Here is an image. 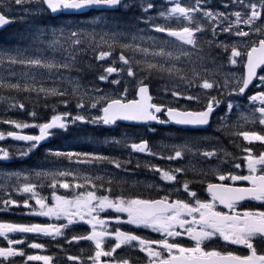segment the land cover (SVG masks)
<instances>
[{
  "label": "snow or ice",
  "instance_id": "1",
  "mask_svg": "<svg viewBox=\"0 0 264 264\" xmlns=\"http://www.w3.org/2000/svg\"><path fill=\"white\" fill-rule=\"evenodd\" d=\"M222 7L209 0H0V27L21 25L28 40L0 48V103L5 112L22 111L31 121L0 118V124L13 129L0 130V141L23 142L0 146V163L30 158L53 137L76 133L78 139L80 129L87 126L113 130L121 121L145 126L156 122L193 133L169 136L178 142L156 148L148 139L127 132L100 141L89 136L90 144L109 145L127 155H105L95 148L81 151L69 144L45 148L43 162L34 167L0 171L5 180L15 178L13 192L30 194L14 199L12 192L5 191L10 185L0 183V191L7 196L0 197V212L58 221L0 220V264H14L17 258L22 264L65 260L56 253L27 254L25 248L46 247L35 242L36 237L29 242L28 234L53 240L62 237L69 247L74 242L94 246L66 255V264H264V151L254 152L252 146L261 142L264 148V0H227ZM134 8L139 15L123 23L120 14ZM207 35L211 38L205 39ZM89 51L95 63H89L88 69L95 76L89 82L92 87L85 88L79 79L64 73L75 67L77 56ZM220 53L227 56L228 65L241 64L244 71L238 77L225 74V65L216 63ZM186 63L194 66L186 68ZM207 63L216 65L215 69L205 67ZM159 81L164 83L158 91L150 87ZM64 82L71 85L70 91L61 86ZM100 83L106 87H97ZM33 96L57 100L51 107L43 105L50 116L46 112L41 117L35 103L28 110ZM182 100L186 103L181 104ZM218 112L223 115L217 116ZM213 118L236 153L220 145L219 138L208 147L204 138L194 135L210 126ZM257 126L260 131L255 130ZM33 129L38 133L26 132ZM241 137L247 145L237 142ZM164 151L169 154L165 156ZM136 154L159 156L169 165H178L167 170L147 161L143 165L162 182H170L163 188L149 186L164 195L158 191L156 198H142V194L116 192L115 186L122 183L118 174L132 176L141 167L132 160ZM188 156L217 161L211 173L219 183L207 182L206 187L211 199L198 198L190 190L208 181L209 174L180 163ZM64 161L68 167L63 170L52 167ZM244 169L247 174H238ZM189 170L200 179H188ZM33 178L41 188L50 181L51 202L36 191ZM58 189L70 194L57 195ZM250 201L259 205L246 207ZM220 205L223 209H218ZM12 206L27 211H15ZM106 209L115 210V215ZM79 222L90 230L67 236L66 231ZM13 234L21 238L13 239ZM55 247L68 251L60 243Z\"/></svg>",
  "mask_w": 264,
  "mask_h": 264
},
{
  "label": "rangeland",
  "instance_id": "2",
  "mask_svg": "<svg viewBox=\"0 0 264 264\" xmlns=\"http://www.w3.org/2000/svg\"><path fill=\"white\" fill-rule=\"evenodd\" d=\"M215 7H219L220 10H223V7H222V4H217ZM69 18V17H68ZM67 18V19H68ZM70 20L72 19H84V17H78V18H69ZM122 22L124 23L125 21L122 20ZM259 26V25H257ZM22 27V26H21ZM140 27H143V25H140ZM245 30H247V28H245ZM14 33H17V32H14ZM14 33L11 35L13 36ZM28 42L27 40V35L25 32H23V37L22 39L18 42V44L20 45H24ZM193 59L195 60V57H193ZM218 61V58L216 60V63ZM227 61V58L225 60H222V62L225 63V67L222 69V71L225 73V74H232L234 76H239L241 74V64H238V65H228L226 63ZM89 63H95V61H93L91 59V52L89 51L87 55H80V56H77V60H76V63H75V67L70 71V72H66L64 73V75H67L69 77H72V78H77L79 79L80 81V84L85 87V88H90L92 87V84H90L89 82L92 81L94 78H91V76H89L88 74H90V70L88 69V64ZM218 64V63H217ZM220 64H223V63H220ZM194 65L191 64V63H186L185 64V67L186 68H192ZM198 66V65H197ZM205 67H207L209 70H214L216 65H213L211 63H207L206 65H204ZM164 81H159V82H154V84L151 85V88L154 89V90H159L160 88H162L163 86V83ZM51 85V81H49V86ZM62 87H65V88H68L69 91L71 90V85L68 84L67 82H64L62 85ZM97 87H100V88H105L106 85L103 84V83H100V84H97L96 85ZM155 94V91L153 92ZM15 94V93H14ZM6 95V94H5ZM42 97V96H41ZM43 98V97H42ZM159 99H165V97L163 96H160ZM185 102V101H183ZM67 110H71V108L67 109ZM11 110H8L7 112L4 111V105L2 103H0V118L2 119H9L10 116H13V115H10ZM95 114V113H93ZM220 115H223V112L220 113ZM218 115V116H220ZM216 122V121H215ZM248 127H245L244 130H246ZM218 129V125L217 123H215V126H214V129H213V134H217L219 133L220 131L217 130ZM249 129V128H248ZM0 130H13L10 126H6V125H3V124H0ZM36 130V129H35ZM27 131V130H26ZM29 131V130H28ZM31 131V130H30ZM36 132V131H35ZM34 132V133H35ZM170 135H164V139L160 142L159 145L163 144V143H171V141L168 139ZM204 139L207 141V144L206 146L208 147H211L213 145H216V139H214L213 135H211L210 137H204ZM82 140L83 138H78V141H71L70 140H67V143L68 144H74L75 145V148L76 150H81L83 151V145H82ZM243 140V139H242ZM246 142V141H244ZM85 144V143H84ZM49 147V146H47ZM47 147H43L41 149V151L44 153V150L45 148ZM99 143H96V144H92L91 147H90V150H93V148H95L96 150H99ZM167 155L169 154L167 151H164ZM197 158H200V157H197ZM37 156H35V162H34V166H36L37 164L41 163L40 161L37 160ZM184 161V160H183ZM185 162V161H184ZM217 163V161H216ZM53 168H60L61 170H63L64 168L68 167V164L66 161L60 163V164H53L52 165ZM27 168V167H26ZM9 170H12V169H7L5 166H0V171H9ZM159 176L158 175H154L152 174L151 176L149 177H145L144 180H142L143 182H141V184L143 183H148L150 184V180L151 178H158ZM8 183L10 185V187L8 189H6L5 191H8V192H11L13 191L12 190V187L11 186H14L15 183H16V180L15 178H12L10 180H5V178L3 176H0V183ZM33 183H36L38 186L36 188V191L38 193H40L41 196H46L49 198L48 202H51V189L47 186L50 181H47V185H45L43 188L39 187V183L40 181L36 180L35 178H33L32 180ZM151 183H154V182H151ZM45 184V182H44ZM48 188L50 189L48 191ZM2 192L4 191H0V195H2ZM66 194H70L67 192V190H64V189H58L57 190V195H66ZM28 195L30 194H22V193H16V196L13 197L15 199H22L23 198H28ZM29 203L31 205H35V200H32L30 199L29 200ZM16 206H12V208L14 209ZM112 210V209H110ZM22 211H27V209H22ZM123 215V214H121ZM126 216V214H124ZM22 218V219H21ZM25 218V219H24ZM20 219H21V223H25L26 221L27 222H30V223H49V222H53V223H58V221L55 220V218H53L51 221L46 218V217H40V216H27V215H24L23 216H20ZM126 219V217L124 218ZM33 235H36V234H33ZM20 235H18V237L16 239H20ZM36 255H41V254H36ZM29 264H43L42 261H30Z\"/></svg>",
  "mask_w": 264,
  "mask_h": 264
},
{
  "label": "flooded vegetation",
  "instance_id": "3",
  "mask_svg": "<svg viewBox=\"0 0 264 264\" xmlns=\"http://www.w3.org/2000/svg\"><path fill=\"white\" fill-rule=\"evenodd\" d=\"M258 83V81H257ZM251 87V86H250ZM249 94H252V93H249ZM138 129H141V132L143 134H141L140 136L141 137H152L154 136L157 131L151 133L150 129L151 128H154L152 127L151 125H147V126H140V127H136ZM173 128V127H172ZM147 134V136L145 135ZM162 136V135H160ZM154 148H156V145H152ZM253 148L254 150L256 151V149H264L261 147V142H253ZM228 152L230 153H236V150L234 148L233 145L229 146L228 147ZM136 155H139L138 158H135L132 156V160L133 162L135 163L136 161H139V163H144L147 161V162H150V163H154V164H158L160 165L161 167L164 166V164L167 165L165 159H161V158H153V157H140L141 155L140 154H136ZM121 157V156H120ZM123 157V156H122ZM186 166L188 165H191L193 166L195 169L199 170V169H204L205 171H208V174H209V180L206 181L203 185H200L199 183L195 184L194 186H191L190 187V190L192 191H195L198 193V198H203V199H211L210 195L206 192V187H207V182H212V183H219V180H218V177L216 178H212V173H211V168L215 167L216 166V162L214 160H212L210 163H207L205 162L204 160H202L201 158H192V160H189V161H186V162H180ZM173 165V167H176L178 166L177 164L173 163L171 164ZM137 170H140V169H135V172L137 173ZM238 174H247V170L244 169L243 172L241 173H238ZM144 175H147V173H145ZM118 178L122 181L121 184H119V186H125V187H130V181H133V182H136L137 180H135L137 177H136V174L135 175H132V176H126L124 175L122 172L118 174ZM184 177H178V179H183ZM187 178L188 179H194V180H199L200 177L199 176H193V173L191 170H189L188 172V175H187ZM140 181H137L139 183V185H141V188L146 192L148 193L150 196L149 197H152V198H156L157 197V193L159 191L158 188H154V187H149L150 185H153V184H156V185H159L160 188H163L165 187L167 184H169L170 182H162L160 180V178H151L149 179L150 180V184L148 183H143L141 184V182H143L142 180H144L145 178H139ZM151 182H154V183H151ZM229 184H233L234 182L232 181H228ZM236 184H239L240 182H235ZM246 184V182H245ZM118 187V186H117ZM176 187H180L179 185H177ZM181 192H183V189L181 188ZM165 193L162 192V191H159V195H164ZM175 198V197H174ZM180 198H183V196H181ZM242 203H245V202H242ZM252 205H255V206H258L259 205V202H256V201H250L248 203L245 204L246 207L248 206H252ZM218 209H223V206L220 205L218 206Z\"/></svg>",
  "mask_w": 264,
  "mask_h": 264
},
{
  "label": "trees",
  "instance_id": "4",
  "mask_svg": "<svg viewBox=\"0 0 264 264\" xmlns=\"http://www.w3.org/2000/svg\"><path fill=\"white\" fill-rule=\"evenodd\" d=\"M158 2H159V0H158ZM134 15H139V12H138V9H137V8H134L133 10H131V11L128 12V13H121L122 20L125 21L124 23H129V22H131V18H132ZM139 26H140V25H139ZM13 29H14V28L12 27V28H10V30H9V29H6V30H3V31L0 32V43L5 42V40H6L7 38H9V32H12ZM153 84H154V83H153ZM23 98H24L23 96H22V97L20 96V99H21V100H23ZM32 103H35V104H36V110L38 111V114H39L41 117H43V116L45 115L46 112H47V114H48L49 116L52 114L50 111L44 109L43 105H44L45 103H47V104L49 105V107H51L52 105L57 104V100H56V99H55V100H52V99L48 98V99L45 101V99L42 98V97L37 98V97L33 96V97L30 99L29 104L27 105L29 111L33 110L32 107H31V104H32ZM18 116H19L20 119H24V120H27V119H28L27 114L24 113V112H19ZM57 243H60L61 245H64V246L66 245L65 241H63V242H57ZM57 243H56V244H57ZM56 244H54V243H52V242H50V243L47 244L48 247L50 248V250H52L51 254L55 253V250L57 249V248L55 247Z\"/></svg>",
  "mask_w": 264,
  "mask_h": 264
},
{
  "label": "water",
  "instance_id": "5",
  "mask_svg": "<svg viewBox=\"0 0 264 264\" xmlns=\"http://www.w3.org/2000/svg\"><path fill=\"white\" fill-rule=\"evenodd\" d=\"M2 28V27H0ZM122 123H126V124H139L138 122H128V121H121Z\"/></svg>",
  "mask_w": 264,
  "mask_h": 264
}]
</instances>
